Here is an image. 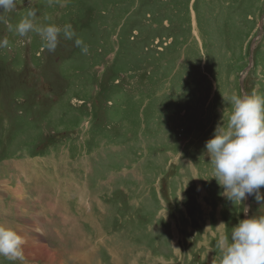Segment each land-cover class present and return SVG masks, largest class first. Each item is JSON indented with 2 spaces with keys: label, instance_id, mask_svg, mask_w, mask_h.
<instances>
[{
  "label": "rangeland",
  "instance_id": "374dc122",
  "mask_svg": "<svg viewBox=\"0 0 264 264\" xmlns=\"http://www.w3.org/2000/svg\"><path fill=\"white\" fill-rule=\"evenodd\" d=\"M30 8L37 24H71L88 53L62 34L49 52L8 31ZM3 38L0 223L26 239L44 222L66 264L84 251L91 264H217L244 201L223 195L205 143L240 79L264 94V0H17L0 13ZM253 215L264 206L250 196ZM32 251L28 264L48 257Z\"/></svg>",
  "mask_w": 264,
  "mask_h": 264
},
{
  "label": "clouds",
  "instance_id": "9594fccd",
  "mask_svg": "<svg viewBox=\"0 0 264 264\" xmlns=\"http://www.w3.org/2000/svg\"><path fill=\"white\" fill-rule=\"evenodd\" d=\"M17 0H0V13L12 11ZM54 0H48L51 5ZM36 10L30 8L16 24H7L8 31L20 37L36 33L45 42L43 47L54 52L61 34L64 39L74 40L76 47L87 54L89 49L71 24L62 27L56 24L40 25ZM9 40L0 39V48H7ZM257 77L264 79L260 71ZM231 112L227 123L218 125L212 138L205 143L206 155L213 166V178L223 189L227 200L239 204L248 197L264 206V94H233L228 98ZM248 207H244L247 214ZM220 225H224L221 223ZM26 241L17 230L0 223V257L14 264H28L24 254ZM221 255L217 264H264V215L250 216L231 228L230 234H222L218 245Z\"/></svg>",
  "mask_w": 264,
  "mask_h": 264
},
{
  "label": "bare ground",
  "instance_id": "6f19581e",
  "mask_svg": "<svg viewBox=\"0 0 264 264\" xmlns=\"http://www.w3.org/2000/svg\"><path fill=\"white\" fill-rule=\"evenodd\" d=\"M9 191H11V194L15 197V200L17 201V204H18V202H20L18 200H22L23 199V195H22V192H21L22 190L18 189V191H17V189H11L10 188ZM19 234L21 235L20 232H19ZM25 241H26L25 245H27L28 247H30V246L33 247L32 256L35 255L36 253H39L40 250L44 251L43 255H47L48 256V257H42V255H40V253H39V257H35L36 259L39 258V260L42 261V264H66L65 262H63L59 258V256H52L51 255V253H53L55 255H56V253L53 250H50V248L43 243V240H42L41 236H35V237L34 236L33 237L30 236V237L26 238ZM36 256H38V255H36Z\"/></svg>",
  "mask_w": 264,
  "mask_h": 264
},
{
  "label": "crops",
  "instance_id": "0c3cea01",
  "mask_svg": "<svg viewBox=\"0 0 264 264\" xmlns=\"http://www.w3.org/2000/svg\"><path fill=\"white\" fill-rule=\"evenodd\" d=\"M20 169V168H19ZM23 173V172H22ZM24 176L26 177V178H28V176L26 175V172L25 173H23V175H22V177L24 178ZM78 195H79V199H80V201H83V199H84V197L86 196L85 195V193L83 192V190H78V193H77ZM80 204V203H79ZM83 205H84V203H83ZM98 205H100V207L99 208H103L104 207V204L102 203V202H99L98 201ZM87 209V208H86ZM88 222H90V223H88L91 227H93L94 229H95V225L97 224V219L96 220H94L93 218H92V216H90V214H89V217H88ZM81 227V226H80ZM41 229H43V232H44V234L43 235H41V237H47V241L45 242V243H48V239H51L52 237H51V235H50V233L48 232V230H47V227H46V224L44 223V222H41ZM97 229H100V227L98 226L97 227ZM41 233H42V230H41ZM72 236L73 235H75V234H71ZM44 237L42 238L43 240H44ZM73 237H75V236H73ZM100 237V236H99ZM54 241H56V240H54ZM44 243V244H45ZM46 245V244H45ZM46 246H48L49 248H51L50 250H53L55 253H56V251H57V247H52L50 244H48V245H46ZM88 253V252H87ZM56 255H57V253H56ZM58 256V255H57ZM89 255H87L86 254V252L84 251V253H83V259H81L80 261L81 262H79L78 264H87V263H89V264H91L90 263V259H91V257H88ZM60 258V257H59ZM78 258H81V257H78ZM61 259V258H60ZM71 261H74L75 263H77L76 261H77V259H76V261L74 260V259H71V258H69ZM93 260H91V262H92ZM86 262V263H85Z\"/></svg>",
  "mask_w": 264,
  "mask_h": 264
},
{
  "label": "water",
  "instance_id": "95a60500",
  "mask_svg": "<svg viewBox=\"0 0 264 264\" xmlns=\"http://www.w3.org/2000/svg\"><path fill=\"white\" fill-rule=\"evenodd\" d=\"M253 52H254V49H253V44H252L251 47H250V54H249V58H248V66H247V68L244 70V72L250 69V66H251V64H252V60H253V59H252V58H253ZM240 89H241L242 93H245V94H246V92H245V90H244V86H243V81H242V79H240ZM249 199H250V196H248V197L244 200V207H248V206H249ZM246 218H248V212H247V214L244 213V219H246Z\"/></svg>",
  "mask_w": 264,
  "mask_h": 264
}]
</instances>
